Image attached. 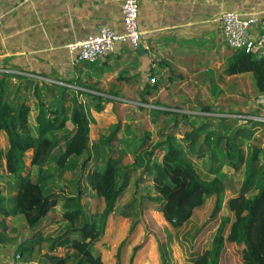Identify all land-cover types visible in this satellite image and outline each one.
<instances>
[{
  "label": "trees",
  "instance_id": "obj_1",
  "mask_svg": "<svg viewBox=\"0 0 264 264\" xmlns=\"http://www.w3.org/2000/svg\"><path fill=\"white\" fill-rule=\"evenodd\" d=\"M86 63L93 67L101 61ZM223 73H251L257 99L264 96V55L237 50ZM158 81H148L138 92L140 103H149L147 97L154 96L160 88ZM69 83L82 84L76 79ZM28 90L32 91L31 100L37 107L34 127L30 125L32 106L27 100ZM108 93L117 97L119 91ZM80 94L89 98L86 104L80 100ZM205 103L199 104L196 113L185 108L169 112L164 107L138 104L136 109L150 115L145 120L142 112V133L138 135L132 132L133 125L121 124L124 112L118 99L0 71V131L6 136L7 146L0 147V214L20 216L31 229L16 245L13 258L30 257L40 247L45 239L32 228L62 201L65 228L51 239L42 258L46 264H104L94 243L104 232L106 216L116 211L118 198L131 176L138 172V180L151 181L154 193L145 186H135L134 196L124 208L128 215L136 214L137 205L139 211L151 208L160 212L171 228H179L191 220L209 197L215 198L211 214L188 236L192 264H264V140L260 146H252L251 151L244 147L252 139L254 129L264 123L247 119L241 124L237 117L216 115L218 112ZM106 104L112 105L118 121L107 126V133L92 140L88 110L101 112ZM248 107L249 114L245 115L263 114L261 106ZM191 117L206 121L197 124L188 119ZM149 123L157 128L155 139L147 128ZM92 148L101 150L102 160L99 162L96 155V165L86 169ZM83 155L87 157L79 164ZM128 155L131 161L125 160ZM195 159L204 160L205 176L196 169ZM77 166L82 172L75 182L77 191L53 192L50 184L54 178H61L65 171ZM224 166L235 173L244 168L240 189L235 191L232 187L229 196L226 189L231 179H227ZM82 179L86 183L83 189L79 186ZM250 189L256 193L247 196ZM85 191L101 200V212L85 215L81 203ZM223 206L229 214L222 213ZM118 211L121 213L122 209ZM133 226L134 223L130 229ZM3 238L0 233V241ZM229 245L234 247L232 252ZM58 248L66 249L65 253H57ZM23 262L30 264L26 258ZM166 263L162 259V264Z\"/></svg>",
  "mask_w": 264,
  "mask_h": 264
},
{
  "label": "crops",
  "instance_id": "obj_2",
  "mask_svg": "<svg viewBox=\"0 0 264 264\" xmlns=\"http://www.w3.org/2000/svg\"><path fill=\"white\" fill-rule=\"evenodd\" d=\"M137 2V22L147 32V47L135 50L126 41L119 42L93 68L86 63L90 61L74 63L67 45L97 34L104 26L122 33L123 0H0V69L64 85L76 79L82 82L73 85L76 89L138 104V92L144 85L159 80L158 92L148 100H179L191 113L206 100L220 99L223 78L236 77L223 73L235 50L224 42L220 15L226 10L261 14L264 0ZM250 35L264 39L261 23L251 28ZM110 90H118V96L109 94ZM258 106L264 111L263 103ZM0 137L4 140L1 148L6 149L2 131Z\"/></svg>",
  "mask_w": 264,
  "mask_h": 264
},
{
  "label": "rangeland",
  "instance_id": "obj_3",
  "mask_svg": "<svg viewBox=\"0 0 264 264\" xmlns=\"http://www.w3.org/2000/svg\"><path fill=\"white\" fill-rule=\"evenodd\" d=\"M56 84L59 83L56 82ZM42 94L44 96L46 93L43 92ZM26 95L28 97L27 100L32 106V115L30 121L33 125L32 118H34L37 112V107L35 103H33V100H31L32 91L28 90L26 92ZM81 97L82 96H80V98ZM120 98L121 99L119 101L121 102L122 111L124 112V114L122 115L121 124L133 125L131 126L132 132L140 135L142 133L140 121L143 111H139L135 108L138 102L125 101L123 100V97ZM88 100L89 98L86 99L83 97L82 102L86 104ZM40 101L41 99L38 100V102ZM234 101H238L237 107H229V105L233 104ZM178 104L181 105L179 108L182 109L177 108ZM184 104L185 103H182V101L179 100H152L149 101L148 104L141 103L139 105L150 108L158 106V109H163L164 107V109H166L167 111L174 112L186 108ZM205 104H208L212 108H214L218 112L216 115L222 113L238 115L237 118L240 119V123L244 124L247 119L243 118L242 116L245 114H249L247 112V109L249 108L248 106H252L254 108V106L256 107L259 104L257 101V96L255 94L254 78L252 74L246 73L236 75V77H231L229 78V80H224L223 78L222 94L220 96V99H217L216 101L206 100ZM108 105L111 109L106 108V110H103L98 114L93 112L91 113L90 109L88 110V116L90 119V135L92 136V140L97 139L100 133H107L106 128L108 124H112L118 121V115L112 110V105ZM143 113V117L145 118V120H148L150 118L149 113ZM210 116L215 117L214 114H210ZM188 119L192 121L195 120L197 124L206 121V119L202 117H197V119L191 117ZM181 122H185L183 121V118H181ZM180 127H182V125ZM147 128L151 132L152 138L155 139L158 133L156 126L152 123H149ZM254 130L255 131L252 135V139H250L244 146L247 151H251L252 146H260L263 142L262 140H264V126L260 125ZM2 146H4V140L2 137H0V147ZM96 155H98V159L100 162L102 160L101 155H103L101 154V150L99 148L97 150L92 148L89 156L90 160L86 163V169L94 167V165H96ZM86 157L87 155H83L82 157H80L78 160L79 164H81ZM125 160L131 161V156L128 155ZM202 160L195 159V166L199 173L202 176H205L207 169L204 166V160ZM223 171L225 172L227 179H231L229 188L226 189V196H229L232 193V187L235 191L240 189L244 181V168L242 169V171L235 173L231 167L224 166ZM81 173L82 172L80 166L75 167L74 170L65 171L63 175L60 176L61 178H54V181L50 184L52 191L59 193L63 192L65 194L76 192L78 185L75 184V182L81 175ZM139 176L140 175L138 172L131 176L128 187L117 200L116 211L114 210L106 216L104 232L94 243L100 251V255L103 258V263L162 264L163 259L164 262L167 261L166 264H192V251L190 249L191 242L189 239L190 237L188 236L192 234L197 228H199L202 222L211 214L214 207L215 198L209 197L202 206L195 210L191 220L187 221L183 226L179 228H171L165 222L160 212L154 209L143 207V209L139 211L137 205V211L135 212V215H128L127 211L124 209L125 205L127 206V203L134 196L133 193L135 190V186H137L138 188H144L145 186V188H148V190L150 189L151 193H154L151 187V181L148 179L140 181L138 180ZM85 184L86 183L82 179L79 186L83 189ZM255 193L256 190L250 189L247 192V196H252ZM83 194L81 203L83 205L85 215L89 216L90 214H93L95 212H101L103 208L101 200L92 193L91 195L87 191H85ZM61 202H59L44 219H42L37 225L32 228L33 231L41 232L45 241L42 242L38 249L36 248L37 250H33L31 252L30 257H24L26 258V260H29L30 264H46V262L42 258V255L46 251L51 239L56 237L57 235H60L65 228L66 221L63 219V209ZM118 208L122 209L121 213H119ZM222 213L229 214L225 206H223L222 208ZM133 223V229H130ZM29 230L31 229L25 226L20 216L9 215L7 217H4L0 214V233L4 234L3 240L0 241V264L24 263V258H21V260L19 258H13V254L16 245L27 236ZM135 247L138 249L135 250ZM229 250L232 252L234 250V247L229 245ZM65 251L66 249L64 248L56 249V252L61 255L64 254Z\"/></svg>",
  "mask_w": 264,
  "mask_h": 264
},
{
  "label": "built area",
  "instance_id": "obj_4",
  "mask_svg": "<svg viewBox=\"0 0 264 264\" xmlns=\"http://www.w3.org/2000/svg\"><path fill=\"white\" fill-rule=\"evenodd\" d=\"M123 32L117 33L110 27L100 28L95 35L84 39L75 40L67 45L74 63L81 61H101L107 54L115 51V46L119 42L126 41L133 49L146 48L147 32L139 29L138 26V2L137 0H123L122 3ZM221 32L224 42L228 47L237 51L241 50L247 54L255 56L264 55L263 37L258 40L250 35L253 26L260 24L264 28V12L261 14H242L234 10H226L220 15ZM8 72V70L0 69ZM55 82V80H49ZM74 87L73 85H68ZM75 88V87H74ZM264 98V96H263ZM258 103L264 104V100L257 99ZM226 116L238 115L218 114ZM246 119H256L264 122V112L262 115H243ZM18 259V257H16ZM19 263V262H18Z\"/></svg>",
  "mask_w": 264,
  "mask_h": 264
}]
</instances>
